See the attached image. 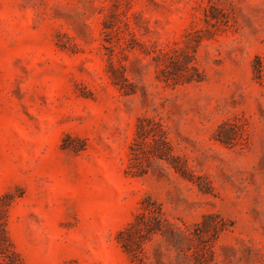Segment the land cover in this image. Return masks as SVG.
<instances>
[{"label":"rangeland","instance_id":"1","mask_svg":"<svg viewBox=\"0 0 264 264\" xmlns=\"http://www.w3.org/2000/svg\"><path fill=\"white\" fill-rule=\"evenodd\" d=\"M0 217L26 264H264V0H0Z\"/></svg>","mask_w":264,"mask_h":264},{"label":"trees","instance_id":"2","mask_svg":"<svg viewBox=\"0 0 264 264\" xmlns=\"http://www.w3.org/2000/svg\"><path fill=\"white\" fill-rule=\"evenodd\" d=\"M153 211L148 215L146 212H142L140 216L150 218L153 216ZM133 226V225H132ZM137 226V225H136ZM148 232L156 231V227L146 226ZM160 228H157V231ZM128 250H132L130 244L127 242L124 244ZM195 264H209V259L207 257V252L202 254H196L194 252ZM0 264H26L19 258L18 254L14 251L12 243L9 239L6 222L0 217Z\"/></svg>","mask_w":264,"mask_h":264}]
</instances>
